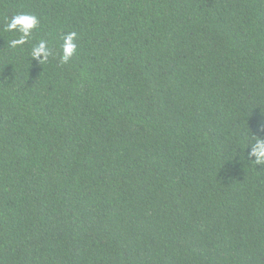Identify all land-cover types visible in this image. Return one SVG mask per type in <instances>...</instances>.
<instances>
[{"label":"trees","instance_id":"trees-1","mask_svg":"<svg viewBox=\"0 0 264 264\" xmlns=\"http://www.w3.org/2000/svg\"><path fill=\"white\" fill-rule=\"evenodd\" d=\"M261 138L264 0H0V264H264Z\"/></svg>","mask_w":264,"mask_h":264},{"label":"clouds","instance_id":"clouds-1","mask_svg":"<svg viewBox=\"0 0 264 264\" xmlns=\"http://www.w3.org/2000/svg\"><path fill=\"white\" fill-rule=\"evenodd\" d=\"M38 23V18L31 14L21 13L14 16L6 27L8 30L19 31L21 36L18 39H13L10 42V46L15 48L18 45L24 44L31 35V30L36 27ZM76 36V32H70L63 36V54L60 57L62 63H67L73 52L76 50L77 44L74 42ZM41 53H43L42 57ZM50 54L51 50L43 40L38 44L33 45L31 50L32 58H39L38 61L46 60ZM251 155L255 156L257 162L264 161V138L257 141L256 145L252 148Z\"/></svg>","mask_w":264,"mask_h":264}]
</instances>
